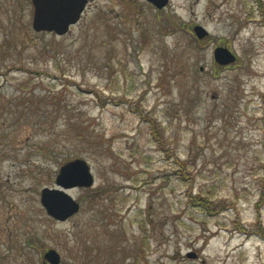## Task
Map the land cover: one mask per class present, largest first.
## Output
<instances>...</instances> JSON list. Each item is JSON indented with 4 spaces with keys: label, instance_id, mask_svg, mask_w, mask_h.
<instances>
[{
    "label": "rangeland",
    "instance_id": "rangeland-1",
    "mask_svg": "<svg viewBox=\"0 0 264 264\" xmlns=\"http://www.w3.org/2000/svg\"><path fill=\"white\" fill-rule=\"evenodd\" d=\"M31 22L30 0H0V264H264V0H88L63 36ZM75 159L93 185L58 222L40 192Z\"/></svg>",
    "mask_w": 264,
    "mask_h": 264
},
{
    "label": "water",
    "instance_id": "water-1",
    "mask_svg": "<svg viewBox=\"0 0 264 264\" xmlns=\"http://www.w3.org/2000/svg\"><path fill=\"white\" fill-rule=\"evenodd\" d=\"M146 1L157 10L164 9L169 2V0ZM30 3L33 31L63 36L79 21L88 0H30ZM193 32L199 40L208 35L207 31L199 25L193 28ZM213 59L219 66H228L236 61V56L226 47L217 46L213 50ZM55 185V188L46 187L41 190L40 203L50 218L64 222L80 210L79 203L68 194V190L91 188L93 185L89 166L81 159L64 163L58 170ZM43 257L48 264H60V256L54 250L46 251ZM187 257L196 259L197 255L189 253Z\"/></svg>",
    "mask_w": 264,
    "mask_h": 264
},
{
    "label": "trees",
    "instance_id": "trees-1",
    "mask_svg": "<svg viewBox=\"0 0 264 264\" xmlns=\"http://www.w3.org/2000/svg\"><path fill=\"white\" fill-rule=\"evenodd\" d=\"M152 131L153 133H155V126L152 127ZM152 136V135H151ZM153 137V136H152ZM182 165V164H181ZM194 199L197 200V204L200 206V207H203L205 210H209V207L212 206V207H215L214 204H212L211 202H209L205 197H202V196H197V197H194ZM214 209V208H211V210Z\"/></svg>",
    "mask_w": 264,
    "mask_h": 264
}]
</instances>
